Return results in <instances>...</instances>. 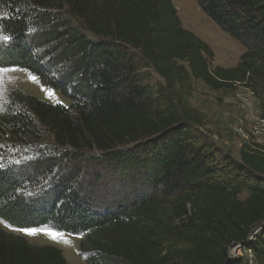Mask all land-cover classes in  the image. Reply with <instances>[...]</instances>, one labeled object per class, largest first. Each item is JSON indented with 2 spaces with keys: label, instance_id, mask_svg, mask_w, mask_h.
Instances as JSON below:
<instances>
[{
  "label": "trees",
  "instance_id": "1",
  "mask_svg": "<svg viewBox=\"0 0 264 264\" xmlns=\"http://www.w3.org/2000/svg\"><path fill=\"white\" fill-rule=\"evenodd\" d=\"M196 3L244 48L236 67H211L212 50L182 28L171 0H0V67L71 101L8 94L0 137H32L34 121L53 147L19 166L2 165L0 149L1 223L79 235L87 264H264V227L249 238L264 225V147H243L239 164L221 167L186 102L192 79L240 85L260 99L264 121V0ZM135 52L160 87L144 83ZM89 165L139 190L96 208L90 189L76 188ZM234 243L244 254L228 261ZM0 264L68 263L0 225Z\"/></svg>",
  "mask_w": 264,
  "mask_h": 264
},
{
  "label": "rangeland",
  "instance_id": "2",
  "mask_svg": "<svg viewBox=\"0 0 264 264\" xmlns=\"http://www.w3.org/2000/svg\"><path fill=\"white\" fill-rule=\"evenodd\" d=\"M171 1L182 28L206 43L212 50L214 58L210 63L211 67H236L240 56L245 51L244 48L213 23L198 8L196 0ZM1 17L2 12H0ZM72 21L83 30L77 21ZM83 32L85 31L83 30ZM86 35L92 38L90 34L87 33ZM2 41L6 40L0 37V44ZM136 55L139 59L140 72L144 75V83L152 87H160L163 83L162 79L150 68L147 62L140 59L138 53ZM0 68L8 69V71L0 73V113L5 111L8 104V94L12 91H21L50 104H61L63 106L71 104L70 99L58 91L48 89L38 78L33 81V76L26 71L18 68ZM50 92L53 95H49ZM186 102L189 109L192 110L193 116L197 119V123L190 124L195 137L210 147L212 157L217 159L221 167L227 166V163L239 164L240 151L243 147L252 146L253 149H255V146L264 147V133L260 123L261 101L248 88L236 85L232 89L213 90L201 81L192 79L191 91L186 98ZM33 124L34 132L30 131L33 136L22 137L20 139L22 141H15V137H0V149L4 152V156L1 158L2 165L19 166L25 160L37 158L39 153L51 150L53 143L50 133L45 128L40 127L37 122L33 121ZM125 149H129V147ZM87 170L85 178H82L81 183L76 188L83 189L87 193L90 189L89 194H91L93 200H96V208L104 210L107 206L114 204L116 195L129 196L134 191L139 190V182L134 183L133 180H130V182L122 184L117 180L114 181V178L100 169L99 165H89ZM96 171L100 173L99 175H102L100 180L95 175ZM48 183L50 182L45 184ZM49 187L50 185L45 186V188ZM240 198H246V194L242 193ZM0 225L7 231L25 237L31 244L56 247L62 251L68 264H87L85 255H81L79 251L81 239L79 235L58 232L52 225L39 228L42 231L37 232L35 235H27L1 222ZM46 231L61 235L57 239H53L46 234ZM231 251L235 256L244 254L243 251L241 253L237 250L235 252ZM248 264L255 263L252 261Z\"/></svg>",
  "mask_w": 264,
  "mask_h": 264
},
{
  "label": "snow or ice",
  "instance_id": "3",
  "mask_svg": "<svg viewBox=\"0 0 264 264\" xmlns=\"http://www.w3.org/2000/svg\"><path fill=\"white\" fill-rule=\"evenodd\" d=\"M6 71H8V69L0 68V73L6 72ZM32 79H33V81H35L36 77L33 76ZM49 95H53V93L50 92ZM17 231H22V232H24L27 235H35L37 232L42 231V230L41 229H36V228H25V229H17ZM46 234L51 236L53 239H57V237L61 235L59 233H53V232H50V231H46Z\"/></svg>",
  "mask_w": 264,
  "mask_h": 264
},
{
  "label": "water",
  "instance_id": "4",
  "mask_svg": "<svg viewBox=\"0 0 264 264\" xmlns=\"http://www.w3.org/2000/svg\"><path fill=\"white\" fill-rule=\"evenodd\" d=\"M263 227H264V225H262V226H260V227H258L256 229H254L253 232L250 234L249 238H251L255 233H257ZM242 246H243L242 243L241 244L234 243V244L231 245V247L229 249V258H228V261H231V260H233L235 258V255L232 253L231 250H233V252H235L237 249H240Z\"/></svg>",
  "mask_w": 264,
  "mask_h": 264
},
{
  "label": "built area",
  "instance_id": "5",
  "mask_svg": "<svg viewBox=\"0 0 264 264\" xmlns=\"http://www.w3.org/2000/svg\"><path fill=\"white\" fill-rule=\"evenodd\" d=\"M260 123H261V127H262V131L264 133V121L263 119H260ZM249 255H250V251H248ZM251 256V255H250ZM236 257V256H235Z\"/></svg>",
  "mask_w": 264,
  "mask_h": 264
}]
</instances>
